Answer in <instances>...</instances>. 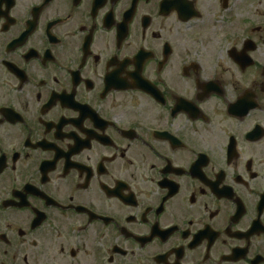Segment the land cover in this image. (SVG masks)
I'll use <instances>...</instances> for the list:
<instances>
[{"label": "flooded vegetation", "instance_id": "flooded-vegetation-1", "mask_svg": "<svg viewBox=\"0 0 264 264\" xmlns=\"http://www.w3.org/2000/svg\"><path fill=\"white\" fill-rule=\"evenodd\" d=\"M0 264H264V0H0Z\"/></svg>", "mask_w": 264, "mask_h": 264}]
</instances>
